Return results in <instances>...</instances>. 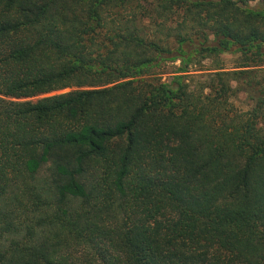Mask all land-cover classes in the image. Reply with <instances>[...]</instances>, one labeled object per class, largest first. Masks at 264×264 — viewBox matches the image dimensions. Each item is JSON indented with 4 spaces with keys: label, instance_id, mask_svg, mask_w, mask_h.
<instances>
[{
    "label": "trees",
    "instance_id": "16d2710c",
    "mask_svg": "<svg viewBox=\"0 0 264 264\" xmlns=\"http://www.w3.org/2000/svg\"><path fill=\"white\" fill-rule=\"evenodd\" d=\"M128 1L0 0V264H264V0Z\"/></svg>",
    "mask_w": 264,
    "mask_h": 264
},
{
    "label": "rangeland",
    "instance_id": "374dc122",
    "mask_svg": "<svg viewBox=\"0 0 264 264\" xmlns=\"http://www.w3.org/2000/svg\"><path fill=\"white\" fill-rule=\"evenodd\" d=\"M239 3V5H241L242 7H257L260 6V0H235ZM152 0H130L128 2L125 3V15L127 17H130V8H133L132 10L137 11L138 13H141L143 11L146 12V16H144V21L147 24V28L149 29L148 34L150 36H152L154 34V30L155 31H159L161 32L162 30L160 28L161 25L159 24L160 18H158L156 16L155 11L153 10V4L151 3ZM131 6V7H130ZM175 16H173V18L169 19L166 21L165 23V27L167 28V26L169 27H174L175 22H174V18ZM166 31V30H164ZM161 32V35H164L165 32ZM173 45V44H172ZM174 46V45H173ZM172 46V47H173ZM218 60L220 65L225 69V70H232L234 69L235 66L238 65L240 59L239 54L237 53H221L218 56ZM180 65L179 60H175L173 62L171 61H166V62H161L159 66L152 68L153 72L157 75L160 76L162 81H168L171 79L172 75H173V71L176 70V68ZM214 67V63H212L209 59H205L201 62V64L195 65L193 66V64L189 65V70L191 71L190 73H202L203 71H197L198 69H206V68H212ZM248 68H261V69H256L255 71H257V74L259 77H261L262 75H264V69H262V67H252L249 66ZM196 71V72H194ZM190 81L192 80L193 85L195 83V81L197 80V78L194 77L193 78H188ZM69 88H66L64 90H68ZM246 86L244 85L241 89H238V92L236 93V95L234 97H232L234 106L236 109H247V107L250 106L251 104V100L247 97V93H246ZM6 210L4 209L3 211L0 212V243H4V244H8L9 243V239L12 237V233H10L8 231L9 227L7 226V224H5L4 222L8 220V216H6L7 214Z\"/></svg>",
    "mask_w": 264,
    "mask_h": 264
}]
</instances>
